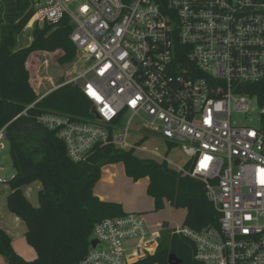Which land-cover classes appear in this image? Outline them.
<instances>
[{
	"label": "built area",
	"instance_id": "1",
	"mask_svg": "<svg viewBox=\"0 0 264 264\" xmlns=\"http://www.w3.org/2000/svg\"><path fill=\"white\" fill-rule=\"evenodd\" d=\"M30 1L31 31L69 21L76 74L54 90L77 86L94 116L37 118L69 160L80 163L98 146L145 152L127 141L137 118L144 132L181 146L183 166L161 160L202 183L215 210L218 226L174 231L194 244V259L264 264V0ZM253 106L258 126L232 120ZM148 235L140 213L102 219L90 239L95 247L89 242L75 264H133L126 241Z\"/></svg>",
	"mask_w": 264,
	"mask_h": 264
},
{
	"label": "trees",
	"instance_id": "2",
	"mask_svg": "<svg viewBox=\"0 0 264 264\" xmlns=\"http://www.w3.org/2000/svg\"><path fill=\"white\" fill-rule=\"evenodd\" d=\"M33 13L30 0H0V128L7 125V144L15 172L7 181V208L24 221L27 242L37 253L34 261L23 260L11 246L8 234L0 229V255L5 262L81 261L89 249L94 225L102 219L125 214L120 204L99 200L93 193L101 168L116 163H122L125 175L135 182L149 178L146 193L153 199L156 211L161 210L166 200L171 206L187 210L184 227L199 231L218 226L203 184L180 176L166 163L142 160L133 150L113 146H98L80 163L69 160L56 132L42 127L37 118L56 113L73 120L86 119L91 104L73 84L63 85L40 98L38 57L47 54L54 63L63 66L74 60L76 48L69 40L72 27L67 18L55 26H36L29 46L17 48L18 38ZM35 181L42 184L37 206L31 205L22 192L24 186ZM168 232L160 233L159 247L152 255L133 264H168L169 254L178 257L180 264H201L193 257L191 241L174 231Z\"/></svg>",
	"mask_w": 264,
	"mask_h": 264
},
{
	"label": "rangeland",
	"instance_id": "3",
	"mask_svg": "<svg viewBox=\"0 0 264 264\" xmlns=\"http://www.w3.org/2000/svg\"><path fill=\"white\" fill-rule=\"evenodd\" d=\"M127 0H124L126 2ZM32 23V22H31ZM35 29V28H34ZM32 36H33V31ZM26 30V29H25ZM21 43L25 44V38L21 37ZM28 42H26L27 44ZM48 61H42V71L40 72L41 82L45 87L53 86L56 84L57 86L62 85L67 82L69 79L75 76L76 68H77V57L75 56L74 60L69 64H63V66L57 65L52 61V58L46 54L45 59ZM38 66H39V57H38ZM38 75V74H37ZM39 80V79H38ZM44 89L41 88L39 91L43 93ZM254 108V106H253ZM258 111L259 108L255 106L254 112L248 117H242L239 115L233 116L232 120L237 123H251L254 126H258ZM90 119H94V116L90 113ZM251 119V121H250ZM131 132L127 138L129 144L136 145L140 147L143 151L138 150L134 151V155L142 160H154L160 164L166 163L161 160L160 157L166 158L170 162L175 165L183 166L189 159L186 156L178 144L170 143L164 137H161L155 133H146L144 132V128L142 127V122L137 118H134L131 123ZM4 149L0 153V165L3 170L0 173V176L3 178L5 182H1L0 184V195L5 194L8 186L7 181L10 180L15 172L13 166L11 165V159L9 154L8 144L5 143ZM147 151L154 152L157 156L150 154ZM166 165L170 167L168 163ZM118 168L121 163L117 164ZM116 166V167H117ZM105 174L102 173V168L100 171L99 181L96 183L99 187H105L104 182ZM119 180V178H118ZM140 184H133L134 182H130V185L124 186L121 180L117 181L116 187L114 188L117 191H120L122 195L127 197L130 202L133 201L131 199L132 195H136V203L134 204L141 211L143 219L145 221V225L148 227L149 235L147 239L144 238H134L132 240L126 241V252L127 255L131 258H134V261L143 259L146 256L152 255L157 248L159 247V240L161 238V232L164 230V233L169 231L168 233H172L176 231V229H182L184 227L183 220L187 214V210L185 208H176L171 206L165 200L163 202V207L161 210L156 211L152 205V199L146 193V180L140 179ZM135 194H134V193ZM166 230V231H165ZM150 241H153L150 243ZM166 242V241H164ZM150 244V245H149ZM138 246V249L136 247ZM147 246V247H145ZM145 247V248H142ZM140 249V250H139Z\"/></svg>",
	"mask_w": 264,
	"mask_h": 264
},
{
	"label": "crops",
	"instance_id": "4",
	"mask_svg": "<svg viewBox=\"0 0 264 264\" xmlns=\"http://www.w3.org/2000/svg\"><path fill=\"white\" fill-rule=\"evenodd\" d=\"M25 38V44L21 43L22 39L21 37ZM33 36L31 33V27L24 29L22 32V35L18 38L17 41V48L27 47L32 42ZM26 42H28L26 44ZM46 55H40L39 56V70H38V79H39V86H38V94L41 88L44 89L43 93H40V98L46 96L49 92L53 91L54 88H56V84L53 86L45 87V85L42 84V80L40 78V72L42 71L43 65L42 61L45 62L48 61L46 58ZM118 163L115 165H106L102 167V173L105 174L104 177V184L105 187H99L98 185H95L93 189L94 195H96L99 200L110 202V203H118L121 206V209L125 214L129 213H141V211L137 207L134 206L136 203V195H132L131 199H133L132 202L129 201L127 197L121 194L120 191L115 190L117 181L121 180L124 186L130 185V182H134L133 184L136 186V184H140L141 180L133 181V179H130L125 175L124 166L121 163L122 166L118 168ZM117 166V167H116ZM119 178V180H118ZM146 181V189L149 183V178L145 179ZM7 188L6 193L0 195V229L4 230L8 236L11 239V246H13L14 251L16 254L21 257L23 260L27 262L34 261L37 257V253L35 249L30 246L26 239L27 229L24 221L17 217L16 215L9 212L7 208V194L9 192V187L5 186ZM42 189V184L39 181H35L34 183L24 186L22 188V192L24 196L28 199V201L33 206L38 205V192ZM134 193V192H133ZM135 194V193H134ZM152 199V198H151ZM164 202V201H163ZM168 203V202H167ZM169 204V203H168ZM152 205L154 207V201L152 199ZM170 205V204H169ZM0 264H8L5 262V259L0 255Z\"/></svg>",
	"mask_w": 264,
	"mask_h": 264
},
{
	"label": "water",
	"instance_id": "5",
	"mask_svg": "<svg viewBox=\"0 0 264 264\" xmlns=\"http://www.w3.org/2000/svg\"><path fill=\"white\" fill-rule=\"evenodd\" d=\"M90 244L92 245V247H95L96 241L92 240ZM167 258H168V264H180L181 263V260L178 259V257H176L174 254H169Z\"/></svg>",
	"mask_w": 264,
	"mask_h": 264
},
{
	"label": "bare ground",
	"instance_id": "6",
	"mask_svg": "<svg viewBox=\"0 0 264 264\" xmlns=\"http://www.w3.org/2000/svg\"><path fill=\"white\" fill-rule=\"evenodd\" d=\"M32 23L30 22L29 25H28V28L31 27Z\"/></svg>",
	"mask_w": 264,
	"mask_h": 264
}]
</instances>
